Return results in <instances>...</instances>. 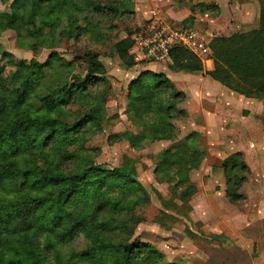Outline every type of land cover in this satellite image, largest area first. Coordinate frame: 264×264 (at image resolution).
I'll list each match as a JSON object with an SVG mask.
<instances>
[{"label":"rangeland","instance_id":"374dc122","mask_svg":"<svg viewBox=\"0 0 264 264\" xmlns=\"http://www.w3.org/2000/svg\"><path fill=\"white\" fill-rule=\"evenodd\" d=\"M79 1L86 19L75 24L81 28L79 35L75 30L61 32L63 21L56 30L42 29V43H37L24 20L13 28L1 24V16L14 11L25 17L24 5L0 0V56L12 58L2 63L0 99L6 100L9 90L18 87L10 82L17 62L44 64L54 54L52 67L33 78L39 84L35 97L17 108L15 115H47L67 126L88 119L74 133L53 137L32 154L0 155V174L6 175L11 168L36 169L39 173L34 176L40 180L41 172L51 170L64 177L80 176L84 187L78 198L61 205L58 223L48 230L33 227L20 232L17 222L21 220L1 223L4 231L11 225L17 231L0 233L3 260L15 257L31 264L26 252L32 251L37 264H118V259L122 264L124 247L140 244L158 256L148 261L146 256L132 258L125 264H264V91L253 88L264 73L250 82L227 68L253 97L221 85L223 93L248 99L250 106L233 100L224 113L220 106L214 107L215 102L211 111H204L203 106L201 113L213 117L211 130L200 131L187 113L190 101L185 93L162 73L167 69L209 77L215 70L209 47L212 40L257 30L264 0H218L222 8L215 5L216 0H207V4L198 3L203 0H131V12L115 19L89 9L93 1ZM154 20L172 30H194L204 38L209 62L203 65L197 60L201 72H174L171 61L137 63L129 53L127 61H122L116 45L130 41L132 32ZM87 52L98 56L104 74L67 105L46 112L39 96L56 78L62 77L67 87L74 78L85 81ZM150 66L152 70H145ZM144 72L162 75L169 83L167 88L130 91L129 84ZM258 85L264 87V83ZM143 93L144 100L138 97ZM242 162L247 171L241 169ZM123 168L131 171V178H111L110 174ZM3 180L8 187L0 191L1 220L10 210L17 211L16 196L40 198L49 187L30 189L21 179ZM99 182H103L102 189L96 187ZM233 184L240 185L238 194L243 199L231 203L225 193L236 192ZM231 231L246 236L250 247L235 246ZM62 236H68V241L63 242Z\"/></svg>","mask_w":264,"mask_h":264},{"label":"trees","instance_id":"16d2710c","mask_svg":"<svg viewBox=\"0 0 264 264\" xmlns=\"http://www.w3.org/2000/svg\"><path fill=\"white\" fill-rule=\"evenodd\" d=\"M93 5L89 9L95 10L99 13L106 14L111 18H116L118 15L131 12L132 2L131 0H91ZM24 5L23 8L27 9V14L22 18L15 11L10 16H1V24L7 28L16 27L20 20H24L26 26L30 28L31 36L37 43H42V29L49 28L51 31L58 29L64 21V28L61 30L64 34L67 31L72 34L75 30L79 35L81 28L75 26L77 22H85V11L81 7L79 0H16V5ZM264 9V8H263ZM262 9V17L260 16V26L257 30L250 32L249 34H235L230 38H215L210 43L209 47L213 56V62L215 70L209 72L208 76L219 83L220 85L236 90L239 95L244 97H253L250 89L247 87H241L239 83L234 80V77L226 72L229 68L234 73H239L243 79L253 82L258 79V75L264 73V10ZM70 13H74L71 16ZM91 12V11H90ZM64 18V19H63ZM66 19V20H65ZM119 51L120 58L125 63L128 59V51L131 48V42L124 40L116 45ZM85 57L88 59L89 66L87 68V77L85 81H77L67 87L63 82L62 77L56 78L49 83L46 87V91L42 96H39L40 103L46 112H52L62 105H67L71 98L75 94L83 93L86 91L89 85L95 82L96 77L104 74V68L98 60V56L87 52ZM4 58L10 60L11 57L2 54L0 56V76L3 73L2 63ZM54 54L49 56L48 61L44 64H38L35 61H31L29 65L17 62L15 64L16 73L12 76V82L18 85L17 88L9 90V97L0 99V155H8V153L14 154L15 152H25L32 154L37 146L46 147L49 141L53 137L65 138L68 134L77 131L78 125H82L87 120H83L77 124V126H67L60 123L58 120L47 116H28L15 115L17 108L24 103H27L30 99L34 98V92L36 85L33 78L41 76L43 71L52 67V60ZM169 58L172 63L170 69L174 72H182L187 74H194L201 72V65L189 52L173 48L169 52ZM130 59V58H129ZM13 61V60H12ZM12 63V62H11ZM130 65V64H129ZM77 81V82H75ZM237 83H236V82ZM234 82L237 84L236 89ZM264 83V79L256 81L253 88L258 91H264V87H260L258 83ZM168 81L162 77V75L151 74L149 72L142 73L139 78L129 84V90L138 92L140 90L148 91H161L166 89ZM253 90V91H255ZM8 92V91H7ZM143 92V91H140ZM8 96V95H7ZM6 96V97H7ZM141 99L144 100L145 94H141ZM169 107L165 108V111H169ZM241 157V155H237ZM233 165L234 162H232ZM234 167V166H233ZM241 169L247 171L245 164H241ZM39 173L36 169L22 171L13 170L12 168L3 174H0V191H4L8 185L3 179H21L24 187L30 189H41L49 186L43 197L31 198L28 194L16 196L14 199L15 210H10L9 214L6 213L3 216L1 223L17 222L20 224L19 231H29L33 227L37 230H48V227L55 226L60 214H62L61 205L71 197L78 198L77 194H82L83 186H81L80 176L64 177L60 174H56L53 171L41 172L42 179H37L34 175ZM111 178L121 176L125 178H131L132 173L128 169L115 170L110 174ZM91 179V178H90ZM89 183V182H88ZM87 183V184H88ZM102 189L103 182H99L96 187ZM235 193L226 191V199L234 203L237 200L243 199L238 194L240 190L239 184H233ZM1 202V201H0ZM9 210L10 207H7ZM30 214V216L28 215ZM68 217V214L65 215ZM16 224V225H17ZM75 227V225H74ZM74 227H71V232ZM6 231L0 228V233L11 231L16 234L15 226L6 227ZM70 234V232H67ZM63 242L68 241L69 237H61ZM148 246L140 244H132L124 247L122 252L124 256V262L127 263L128 259L141 258L146 256L147 261L151 256H158L155 252L151 253L148 250ZM26 252V251H25ZM27 255L31 259V264H37V258L34 252L28 251ZM18 255V253L16 252ZM118 259V264H120ZM0 264H23L22 259L11 258L9 260H3L2 253L0 252Z\"/></svg>","mask_w":264,"mask_h":264},{"label":"built area","instance_id":"2783aa9c","mask_svg":"<svg viewBox=\"0 0 264 264\" xmlns=\"http://www.w3.org/2000/svg\"><path fill=\"white\" fill-rule=\"evenodd\" d=\"M128 53L137 63L164 64L170 62L173 48L183 49L200 61H207L209 51L204 38L191 29L172 30L158 20L132 32Z\"/></svg>","mask_w":264,"mask_h":264},{"label":"crops","instance_id":"0c3cea01","mask_svg":"<svg viewBox=\"0 0 264 264\" xmlns=\"http://www.w3.org/2000/svg\"><path fill=\"white\" fill-rule=\"evenodd\" d=\"M218 0H216L215 5L222 8L220 4L217 3ZM212 2V1H211ZM198 3H209L207 0L200 1ZM208 48V47H207ZM200 61V60H199ZM209 60L207 61H200L201 64H208ZM169 63V62H168ZM166 64V63H164ZM160 65H155L156 68ZM145 70H152V67L150 66L148 69L146 68ZM154 71V70H153ZM166 77L170 78L172 83H176L178 87L176 86L177 89L183 90L185 93L187 100L190 101V108L187 110V113L192 116V120L194 122V128L196 131H200L198 128L201 130H211V124H212V114H209L205 112V115L201 113L203 110L201 108H206L204 111H207V108L211 111L213 102L214 107L215 106H220L221 109H223V113L225 112V106L232 102L233 100L244 102L245 105L244 107L250 106L248 104V99L240 98L238 96L233 97V96H228L225 93H223V87L218 83L214 82L211 78L207 76H192V75H186V74H181V73H172L170 71L163 70L162 72ZM209 80V81H207ZM212 103V104H211ZM207 106V107H206ZM192 110L190 111V109ZM251 110V109H249ZM220 114V113H219ZM191 119V118H190ZM202 122H204V127ZM244 232V230H242ZM231 234L235 237V246L238 244V246L244 245L247 246L249 245V242L246 241L244 237L246 236H240L238 232L236 231H231ZM242 238V239H241ZM254 242V241H253ZM234 245L232 247H234ZM252 245V243H251ZM250 247V245L248 246Z\"/></svg>","mask_w":264,"mask_h":264}]
</instances>
